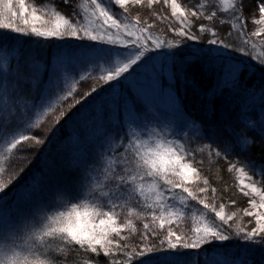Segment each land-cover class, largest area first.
Segmentation results:
<instances>
[{
  "label": "snow or ice",
  "instance_id": "obj_1",
  "mask_svg": "<svg viewBox=\"0 0 264 264\" xmlns=\"http://www.w3.org/2000/svg\"><path fill=\"white\" fill-rule=\"evenodd\" d=\"M128 3L88 0L82 15L74 0L46 10L0 0V53H19L0 58V140L7 152L23 153L17 158L24 164L40 148L47 152L38 169L20 168L0 182V264H77V255L78 264H99L114 251L123 260L109 264H264V187H257L264 185V51L249 40L250 29L264 25V0L254 9L244 0H197L186 8L170 0L178 22L172 42L153 38L139 17L129 24ZM21 40L57 48L48 62ZM106 64L112 69L90 91L65 92L69 73ZM52 97L69 102L60 119L47 130L30 123L45 107L53 110ZM197 155L248 177L239 183L251 197L244 213L251 227L234 228L236 213L207 197L208 180H193L202 175ZM177 200L180 207L169 203ZM189 201L214 217L181 232L176 221ZM129 210L158 222L151 230L143 224L130 253ZM230 241L236 250H227ZM210 250L223 258H210Z\"/></svg>",
  "mask_w": 264,
  "mask_h": 264
},
{
  "label": "rangeland",
  "instance_id": "obj_2",
  "mask_svg": "<svg viewBox=\"0 0 264 264\" xmlns=\"http://www.w3.org/2000/svg\"><path fill=\"white\" fill-rule=\"evenodd\" d=\"M100 2V0H98ZM110 2V0H109ZM200 3H205L206 0H199ZM15 3V0H14ZM26 5L29 6H37L41 10H46L49 7H55L53 3H50V0H43V3L40 2V0H25ZM75 6L80 10L81 14H84V9L86 6H88V0H75ZM177 3L181 6V8H186L189 5H196L197 0H177ZM259 3V0H244V7L245 9H254L255 5ZM127 8V22L129 24H134L137 17H139L142 21L141 26L143 24H149L151 25V36L155 39L163 40L172 42V37L174 36L173 28L178 23L175 18L170 16L171 8H170V0L169 4H164L163 0H156L155 3L149 4L148 0H142V3L137 5L132 3V0H129V3L126 5ZM245 18H247V12L245 11L243 13ZM258 18V17H256ZM0 19H4L3 17H0ZM30 19V18H29ZM4 22H8L7 20H4ZM15 24L18 26L23 27V21L22 20H16L14 21ZM37 26H39L37 24ZM261 28H264V25H254L250 29V35L249 40L250 43H254L256 45L255 52L264 51V35L261 36H253L251 35V32L259 31ZM249 29H246L248 31ZM56 49H54V52L52 55H50L49 59L46 60L48 62L51 61V58L53 54L55 53ZM255 52L253 53L255 55ZM19 54L17 48H11L9 51L0 53V58L3 56H15ZM3 63H0V69L3 68ZM112 65L106 64L103 65L101 69H91L85 70L83 68L71 72L67 75V77L64 79V88L65 92L71 90L73 93H80V92H88L90 91V86L95 85L97 81V77L99 75H103L107 71H110L112 69ZM49 103L52 105V111H49L47 107L43 109L42 111H38L35 116L32 117V121L30 123H36L38 128H43L45 130L53 127L52 120L53 119H60L59 112L63 110L61 107L63 103V107L68 106V101H61L57 99L56 97H52L49 101ZM161 103L163 104L164 101L161 100ZM64 119H67V117H64ZM62 121V120H61ZM23 131V129H21ZM65 131H71V129H65ZM91 131V129H89ZM37 132L36 128L32 129V132H29L28 134H34ZM11 137H9L10 139ZM27 143V142H25ZM7 145L3 140H0V168L8 169L9 163L12 164V167L9 171L4 172L3 174H0V182L8 181L12 179L13 177L10 176V172H17L20 168H29L33 167L35 159V154H31V161L30 164H24L22 162V159H18L17 157H22L23 153H17L16 150H13L12 152L6 151ZM37 155V154H36ZM7 157V159H6ZM256 158L259 159V154H256ZM197 161H203L198 166L200 169H202V175L201 177H193L194 181L199 182V180L207 179L208 180V187L209 192L206 194L209 198L210 202L213 204H216L218 207L219 205H224L225 214H231L233 212L236 213V217L234 221H229L230 224L233 225V227H237L241 224H243L245 227H251L252 225L249 223V221L252 219L251 217L246 216L245 210L250 208V196L244 195L240 192V180L243 179L245 184L248 183V177L247 176H241L238 172L233 173L226 170V165L223 161H217L215 158H205L200 155L196 156ZM14 161V162H13ZM220 169V170H219ZM214 170V172H224L225 176L221 177L220 180H224L226 188L225 195L223 193H219L218 189L214 186L212 181L210 180V177L215 176V179H217L219 174H209L205 175L204 171L211 172ZM217 170V171H216ZM247 171V170H246ZM255 179L259 180L260 177H255ZM216 181V180H214ZM258 188L264 187V185L258 183ZM212 189H215V194L212 193ZM245 191L250 192V189H246ZM203 195V194H202ZM255 195V194H252ZM259 201V196L256 197ZM232 201H235V203H232ZM169 203H175L177 207H180L179 200L173 202L169 201ZM182 210L185 212V217L181 220L176 221V224L179 226V230L181 232L187 231L190 227H195L196 221L203 217L206 221L211 222V219L214 217V213H210L209 210L204 209L202 205L198 204L197 201H189L186 206L182 208ZM128 215L133 216V231L130 236H127V241L129 244V253L131 251H134L137 247V244L139 243V234L144 232L143 224L149 223V230L153 228H158V222L157 223H150L149 220H145L143 216L136 217L131 211L129 210ZM167 219V218H166ZM175 220V217H173ZM167 227V224L165 225ZM127 235V233H125ZM143 246L142 244L140 245ZM231 251V250H229ZM114 253H116L114 251ZM209 257H215L217 259H222V256L217 255V251H210L208 253ZM211 264V259H210Z\"/></svg>",
  "mask_w": 264,
  "mask_h": 264
},
{
  "label": "trees",
  "instance_id": "obj_3",
  "mask_svg": "<svg viewBox=\"0 0 264 264\" xmlns=\"http://www.w3.org/2000/svg\"><path fill=\"white\" fill-rule=\"evenodd\" d=\"M56 2H58V0H52V3L54 5H55ZM74 2H75V0H74ZM7 35L14 36V35H17V34L9 32V33H7ZM9 43L12 44V45L16 44L15 41H10ZM20 43L23 44V47H24L25 50H32V51L41 53L45 60H48L50 55H52V53L54 52V49L57 48V44L56 43H53V44L45 43L43 45H38L37 43L34 42V40L33 41H29L26 44L23 42V40H21ZM14 48H16V47H14ZM258 77H259V73L257 72V78ZM61 123H63V120L61 121ZM56 127H59V125H56ZM48 147L51 148V145H49ZM40 152H45V154H47V152L45 151L44 148H40L39 151L34 152L35 159H36V161L33 164V168L34 169H38L41 166V164H42V157L40 155ZM219 170L216 173L214 172V170H212L211 172L204 171V174L205 175L219 174L217 179H215V176H212V177H210V180L212 181L214 186L218 189L219 193L221 192V193H223L225 195L227 186H225L226 184H224L225 181L223 179L220 180V178L225 176V174H224V172H221L222 170L221 171H219ZM214 180H216V181H214ZM57 200H58L59 203H64V201H63V199L61 197H58ZM149 239L152 240V239H155V237H149ZM224 243H225L226 248H227L228 251L229 250L234 251V250H236L238 242L237 241H230V242H224ZM191 251H196V250H191ZM210 251H217V250H210ZM219 251L223 252V251H225V249H220ZM81 259L82 258L79 255H77L75 257V261L77 262V264H78V262ZM113 259L118 260V261L119 260H123V253H113V256L109 257V258H105V257L101 256L99 258V264H109L110 260H113Z\"/></svg>",
  "mask_w": 264,
  "mask_h": 264
}]
</instances>
